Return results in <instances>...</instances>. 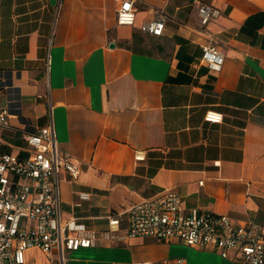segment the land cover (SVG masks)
<instances>
[{"label":"crops","instance_id":"crops-1","mask_svg":"<svg viewBox=\"0 0 264 264\" xmlns=\"http://www.w3.org/2000/svg\"><path fill=\"white\" fill-rule=\"evenodd\" d=\"M193 1L134 0V25L118 26L115 0H0L1 102L19 103L10 120L19 130L2 134L0 153L47 124L50 102L59 147L80 165L76 181L60 182L61 212L98 241L66 264H241L124 238L125 217L118 240L103 235L108 218L164 190L185 213L264 227V0H199L219 11L205 26ZM159 14L161 36L141 30ZM209 35L224 50L219 72L200 62ZM208 110L222 122H205ZM25 258L49 264L38 249Z\"/></svg>","mask_w":264,"mask_h":264},{"label":"built area","instance_id":"built-area-1","mask_svg":"<svg viewBox=\"0 0 264 264\" xmlns=\"http://www.w3.org/2000/svg\"><path fill=\"white\" fill-rule=\"evenodd\" d=\"M115 1L117 25L133 26L137 11L134 0ZM193 5L202 26L219 16L217 9L199 0H194ZM164 22L165 16L159 14L143 23L141 30L159 37L163 34ZM209 38L202 46L200 62L212 72H219L225 60L224 50L211 35ZM18 104L11 99L4 105L0 93V145L4 132L19 130L10 122ZM48 109L45 126L23 132V148L0 153V264H26L25 253L30 249H38L49 264H66L69 253L94 247L98 241L96 233L87 230L83 223L62 215L60 182L64 175L76 181L81 171L79 162L61 151L50 102ZM204 121L219 124L222 114L208 110ZM144 158L141 153H135V161ZM78 199L88 200V194L79 193ZM122 217L127 222L124 238L179 242L189 248L214 252L231 262L264 264V227L198 209L185 213L181 198L174 190L161 191L108 218V228L103 232L108 240H118L115 234ZM169 264H185V260L176 258Z\"/></svg>","mask_w":264,"mask_h":264},{"label":"rangeland","instance_id":"rangeland-1","mask_svg":"<svg viewBox=\"0 0 264 264\" xmlns=\"http://www.w3.org/2000/svg\"><path fill=\"white\" fill-rule=\"evenodd\" d=\"M33 262H34V264H37V259L33 258Z\"/></svg>","mask_w":264,"mask_h":264},{"label":"trees","instance_id":"trees-1","mask_svg":"<svg viewBox=\"0 0 264 264\" xmlns=\"http://www.w3.org/2000/svg\"><path fill=\"white\" fill-rule=\"evenodd\" d=\"M263 15H264V14H263ZM263 17H264V16H263ZM261 26H264V21L261 23L260 27H261Z\"/></svg>","mask_w":264,"mask_h":264},{"label":"water","instance_id":"water-1","mask_svg":"<svg viewBox=\"0 0 264 264\" xmlns=\"http://www.w3.org/2000/svg\"><path fill=\"white\" fill-rule=\"evenodd\" d=\"M111 47L113 46V45H110Z\"/></svg>","mask_w":264,"mask_h":264}]
</instances>
